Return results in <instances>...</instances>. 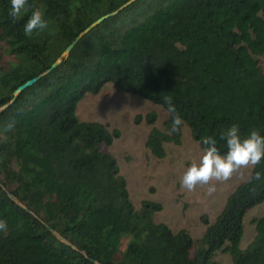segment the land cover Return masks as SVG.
Here are the masks:
<instances>
[{
	"label": "trees",
	"instance_id": "1",
	"mask_svg": "<svg viewBox=\"0 0 264 264\" xmlns=\"http://www.w3.org/2000/svg\"><path fill=\"white\" fill-rule=\"evenodd\" d=\"M130 1L28 0L14 23L10 0H0V264H221L217 252L233 264H264V214L241 248L247 211L264 201V180L248 179L264 160L213 221L201 216L206 228L195 238L156 221L160 203L134 205L117 159L103 149L120 132L76 113L108 83L166 111L171 95L183 120L177 133L168 134V111L162 129L154 113L146 117L156 158L181 142L184 126L202 148L201 138L214 136L221 154L220 134L232 124L242 136L264 135V0ZM34 8L49 27L29 37L23 28ZM12 119L15 130L3 132Z\"/></svg>",
	"mask_w": 264,
	"mask_h": 264
},
{
	"label": "rangeland",
	"instance_id": "2",
	"mask_svg": "<svg viewBox=\"0 0 264 264\" xmlns=\"http://www.w3.org/2000/svg\"><path fill=\"white\" fill-rule=\"evenodd\" d=\"M80 120L101 122L120 136L112 145L103 146L118 161L121 173L128 182L131 199L136 207L149 200L162 205L155 214L156 221L167 223L174 231L188 230L195 238L202 236L205 225L202 215L211 221L222 210L227 197L235 187L245 180L252 167L241 169L228 181H213L215 192L209 195L208 186L197 185L195 190L181 188L180 181L193 160H199L203 148L194 140L187 126L183 127L181 142L166 143V156L156 158L146 146V140L153 125L146 120L154 113V126L163 128L168 112L153 102L135 94L120 91L108 83L97 94H87L77 106ZM138 116L141 120L137 121ZM264 214V201L247 211L245 232L241 248H246L256 234L254 218ZM215 259L221 264H233L232 256L217 252Z\"/></svg>",
	"mask_w": 264,
	"mask_h": 264
},
{
	"label": "clouds",
	"instance_id": "3",
	"mask_svg": "<svg viewBox=\"0 0 264 264\" xmlns=\"http://www.w3.org/2000/svg\"><path fill=\"white\" fill-rule=\"evenodd\" d=\"M28 7H32L28 4V0H10L8 15L15 23ZM48 27L45 12L41 8H34L24 24L23 31L26 36L30 37L34 32H42ZM163 101L168 106L167 111L172 114V123L168 133L172 135L180 130L183 120L173 104L171 95H164ZM16 123L15 119L9 120L3 132L14 131ZM220 140L226 141L227 151L224 154H221L218 149L214 136L201 138V143L205 147L199 160H193L183 173L180 181L182 189L193 191L197 185L208 186L207 191L211 195L216 190L213 181H228L234 173L249 167L255 168L264 160V135L255 129L246 136H242L239 125L232 124L227 130L221 132ZM261 180H264V171H256L253 176L249 177L248 182ZM0 231H7L5 219H0Z\"/></svg>",
	"mask_w": 264,
	"mask_h": 264
},
{
	"label": "water",
	"instance_id": "4",
	"mask_svg": "<svg viewBox=\"0 0 264 264\" xmlns=\"http://www.w3.org/2000/svg\"><path fill=\"white\" fill-rule=\"evenodd\" d=\"M133 1V0H132ZM130 1V2H132ZM108 15L102 16L100 18H98L97 20H95L91 25H89L87 28H85L83 31H81L76 37L75 39L72 41V43H70V45L65 49V51L63 52V56H68L70 51L73 49V47L77 44V42L81 39L82 36H84L92 27L96 26L97 24H99L101 21L104 20V18H106ZM61 62V60H57L53 65L52 68L57 66L59 63ZM38 80V77H34L28 81H26L25 83H23L22 85H20L14 92V98L12 99V101H14L16 99V97L28 86L34 84L36 81ZM11 101V102H12ZM2 109H0L1 112ZM12 198H15L14 195H11ZM62 238V237H61ZM64 240V238H62Z\"/></svg>",
	"mask_w": 264,
	"mask_h": 264
}]
</instances>
